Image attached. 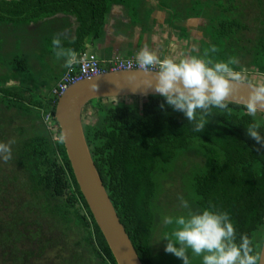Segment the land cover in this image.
Returning <instances> with one entry per match:
<instances>
[{
  "label": "trees",
  "instance_id": "16d2710c",
  "mask_svg": "<svg viewBox=\"0 0 264 264\" xmlns=\"http://www.w3.org/2000/svg\"><path fill=\"white\" fill-rule=\"evenodd\" d=\"M116 1L0 0V22L12 24V35L20 47L24 40L19 41V28L23 35L26 25L41 22L39 26L46 31L39 44L46 53L54 54L50 27L54 22L47 17L56 11L54 5L74 8L71 12L79 22L76 35L61 41L79 56L84 51L82 37L101 36L105 14ZM171 2L165 7L169 11L173 6L175 16L184 21L192 16L207 20L197 56L235 60V72L255 67L264 76V0H248L253 10L249 20L243 14V0ZM178 5L184 9L177 10ZM62 22L68 24L66 19ZM18 52L8 58L0 51V68H6L0 74V144L10 150L7 160L0 153V264H116L75 181L58 126V138L53 139L43 122L49 113L57 125L56 100L51 92L33 99L34 95L22 90L26 81L20 74L27 72V61L22 50ZM9 80H17L18 85L7 86ZM102 101H90L98 117L94 124L83 125L84 136L96 171L141 263L157 264L151 244L159 216L168 211L159 196L172 180L167 175L173 163L178 161L183 168L182 158L187 153L198 158L192 161L198 169L189 176L191 165L184 172L176 171V177L180 179L181 173L189 179L186 196L192 200H186L190 210L211 205L226 211L237 240L241 233L247 235L258 259L264 236V144L248 136L246 127L256 123L264 129L263 115L250 117L243 105L227 101L224 109H211L207 117L198 116L206 122L201 132L194 133L182 112L164 104L159 95L145 96L140 104ZM5 112L6 124L2 120ZM19 120L25 126L14 125ZM9 128L27 135L17 138L9 134ZM181 190L179 199L185 197Z\"/></svg>",
  "mask_w": 264,
  "mask_h": 264
},
{
  "label": "clouds",
  "instance_id": "9594fccd",
  "mask_svg": "<svg viewBox=\"0 0 264 264\" xmlns=\"http://www.w3.org/2000/svg\"><path fill=\"white\" fill-rule=\"evenodd\" d=\"M51 45L55 55L63 58L65 68L71 69L80 63L77 53L65 48L58 36L51 39ZM234 64L235 60L213 61L197 55L179 60L161 58L147 46L135 55L136 69L154 73L155 83H148L163 98L164 104L182 112L186 120L192 123L194 133L201 132L206 122V119H198V116L207 117L211 109H224L227 106L230 82L242 79L234 71ZM90 87L95 89L96 84L93 82ZM164 104L160 105L162 109ZM243 107L250 117L264 108V84L252 87L243 101ZM246 134L264 144V129L256 123L246 127ZM60 138L63 139L62 134ZM0 153H3V159H9L8 145L0 144ZM181 205L188 208L187 201L183 199ZM163 224L173 226L169 233L161 237L165 241L164 251L179 258L181 264H189V252L201 257V264H257L250 238L241 233L237 240L236 230L226 211L209 205L200 211L189 210L175 217L165 216Z\"/></svg>",
  "mask_w": 264,
  "mask_h": 264
},
{
  "label": "water",
  "instance_id": "95a60500",
  "mask_svg": "<svg viewBox=\"0 0 264 264\" xmlns=\"http://www.w3.org/2000/svg\"><path fill=\"white\" fill-rule=\"evenodd\" d=\"M196 19L199 18L187 20ZM111 58L123 57L116 55ZM149 81L155 83L153 72L145 73L137 69L104 72L71 84L57 98L54 108L57 125L54 122L52 125L58 126L60 137L63 135L61 141L75 181L116 264L142 263L92 161L84 136L82 110L93 99L159 95ZM93 82L96 84L95 89L90 87ZM256 85L248 81L230 82L231 91L226 97L227 101L243 105L244 99H247L252 87ZM257 113L264 117V108ZM257 264H264V236Z\"/></svg>",
  "mask_w": 264,
  "mask_h": 264
},
{
  "label": "crops",
  "instance_id": "0c3cea01",
  "mask_svg": "<svg viewBox=\"0 0 264 264\" xmlns=\"http://www.w3.org/2000/svg\"><path fill=\"white\" fill-rule=\"evenodd\" d=\"M127 4H129L131 8L126 9L122 5H112L110 11L108 10L109 13H106V19H104V32L102 31L100 37L93 38L90 34H86L82 37L84 51L93 53L99 62L102 63L111 60V57L116 55L123 57V59L133 57V59H135L136 53L141 48L147 46L161 58L170 57L179 60L181 56H183V52L181 54L179 53L183 51L186 46V38L189 36L188 29H190V25L186 24L184 19H182L180 24L171 21L168 8L162 7L158 0H130ZM128 15L131 17H128ZM194 17L199 18V16H192L187 17L186 20ZM199 19H196V22H198ZM76 21L79 24L77 18ZM68 24L70 25V23ZM74 25L75 23H72L71 26L74 27ZM77 29L78 28L73 30L74 32L72 31L74 34L73 37H68L63 33L59 38L61 40L66 38L73 39ZM173 31L178 32V35ZM10 34V46L17 49L14 51L21 49L28 64L30 59V63L34 67L40 68L36 59L43 60L47 57V53L42 49L43 45L39 44L42 42L41 40L45 38L42 36L37 37L36 35H29L20 47L17 43V38L12 35L13 33L11 30ZM197 37L199 38V36ZM199 46L200 42L198 47ZM88 48H90L91 51H88ZM6 56L8 58L11 57L12 52H10L9 55L6 50ZM65 69L64 60L62 58L59 68L49 77V82L46 86V94L41 93L40 89H35V92L38 94L35 93L37 97L32 98L41 99V96H49L52 89L60 81L61 74ZM7 82L13 83H8L6 84L7 86L18 85L17 80H9ZM22 90L24 92H31L29 91L30 89L27 83L23 85Z\"/></svg>",
  "mask_w": 264,
  "mask_h": 264
},
{
  "label": "rangeland",
  "instance_id": "374dc122",
  "mask_svg": "<svg viewBox=\"0 0 264 264\" xmlns=\"http://www.w3.org/2000/svg\"><path fill=\"white\" fill-rule=\"evenodd\" d=\"M189 1V0H186ZM244 2L246 1L245 5L243 4L242 8H243V14L244 17L246 19H250V16H253V10L250 7L248 0H243ZM250 1V0H249ZM159 2L163 5V7L172 5L171 0H159ZM163 2V3H162ZM203 6V3L199 5ZM256 7V5L254 6ZM177 10H183L184 6L182 5H178L177 6ZM205 11L207 10L206 8V4L204 6ZM207 12V11H206ZM206 12H203V15L206 14ZM169 16H170V20L173 21L174 23L180 24L182 19L181 17H177L175 16L177 14V12H175V9L173 8V6H170L169 8ZM107 14H105L106 17ZM200 18V17H199ZM186 24L190 25V29H188V38H186L187 43L186 46L184 47L183 51H181L179 54H181L183 52V56H181V58L185 57V56H189V55H198L196 53L198 50V44L200 42L201 39V35L202 33L206 32V29H204V27H199L201 25H204L207 23V20L202 21V18H200L198 20V22H196V20H187L185 21ZM184 24V22H183ZM2 26L3 24H0V29L2 30ZM203 28V29H202ZM175 32V31H173ZM20 34V33H19ZM176 35H178V32H175ZM199 36V38L197 36ZM205 43V42H204ZM204 43H202V47L204 48ZM7 45H5L2 49H0L4 56H6V49H7ZM48 47V46H47ZM46 47V48H47ZM17 50L16 48H10L8 49V54L10 55V52H12V55L17 54L18 51H14ZM88 51H91L90 48L87 49ZM96 54V53H95ZM62 58L61 57H57L54 54L51 53H47V57L44 58L43 60L41 59H36L38 65L40 68L34 67L31 63H30V59H29V64L27 61V72H23L22 74H20V77L22 79H26V83L28 84L29 87V91L31 92H26L29 94L34 95V97H37L35 93V89H40L41 93H45L46 94V86L49 82V77L50 75H52L53 73H55V71L59 68L60 63H61ZM2 66L0 68V74H2L6 69ZM240 69V68H238ZM242 71H238V73L241 75L242 79L241 81H248L257 85L260 84H264V76L261 75V73L258 72V69L253 67V68H247L244 67L242 68ZM11 84L12 82H7V84ZM13 84V83H12ZM38 94V93H37ZM145 96H128V97H119V98H105L103 99V103H117V102H124L126 104H133V103H138L140 104V102L142 100H144ZM93 103L91 102L90 104L88 103L87 106L84 107V109L82 110V123L84 125L87 124H94L96 121V118L98 117L97 111H96V107L92 106ZM13 111H10V114H12ZM3 121H5L4 124H6L7 122V114L8 112L3 113ZM44 119V118H43ZM44 122V120H43ZM22 125L25 126L24 121L22 122L21 120L16 121L14 125ZM46 124V123H45ZM46 126V125H45ZM57 127L56 126H52L51 129H49V131L52 133V131H56ZM57 133V131L55 132ZM9 134H13L15 135L17 138H22L24 136H26L27 134H17L16 131H14L13 128H9ZM53 137L55 139L56 136ZM58 138V137H57ZM182 157V156H181ZM180 157V158H181ZM198 158L192 154V153H187L184 155V157L182 158L184 166L183 168L180 167V162L175 161L173 164V168L171 170H169L170 174L167 175L168 178L172 177V180L170 181V183H172L173 186H171V184L169 182V184H167L164 188L163 193H161L160 197V204L165 205V207H167L168 211H166L164 213V217L165 216H171V217H175L177 215H182V214H186L190 208L188 207L187 209H185L184 207H182L181 205V199H179L178 196H180V190L182 191V195H184L185 197L183 198V200L187 201L186 198L188 200H192L191 197H187L186 195L189 193L188 189L190 188L188 186L189 183V179H187V177H184L183 175H181L180 173V179H177V173L176 171L180 172H184L185 170H187L191 165H192V161H196ZM196 169H198V167H196L195 165H192L189 169H188V175L190 176ZM164 176V175H163ZM168 180V179H167ZM181 184V185H179ZM178 197V198H177ZM162 216H159L160 221H158L156 230H155V235L153 238V245L151 244V248L153 251V255H154V260L157 264H181V261L179 260V258L175 257L174 255L170 254V253H165L164 251V239L161 238L165 233H169L172 229L173 226L170 225H164L163 224V218ZM157 223V220H156ZM161 238V239H160ZM155 248V249H154ZM260 250V248H259ZM189 264H201V257L196 256L194 254H191L189 252Z\"/></svg>",
  "mask_w": 264,
  "mask_h": 264
},
{
  "label": "built area",
  "instance_id": "2783aa9c",
  "mask_svg": "<svg viewBox=\"0 0 264 264\" xmlns=\"http://www.w3.org/2000/svg\"><path fill=\"white\" fill-rule=\"evenodd\" d=\"M79 57L80 63L74 65L71 69H66L60 81L52 89L51 93L55 100H57L71 84L79 80L108 71L136 69L135 59L133 58H111V60L101 63L93 53L86 51L81 52ZM44 122L46 123L47 129H51L53 121L49 113L44 115ZM55 132L56 131H52V133Z\"/></svg>",
  "mask_w": 264,
  "mask_h": 264
},
{
  "label": "flooded vegetation",
  "instance_id": "af4514ba",
  "mask_svg": "<svg viewBox=\"0 0 264 264\" xmlns=\"http://www.w3.org/2000/svg\"><path fill=\"white\" fill-rule=\"evenodd\" d=\"M3 1H10V0H3ZM124 1H130V0H119V1H116V2H112L110 5H109V11L112 7V5H122L124 6L126 9L127 8H131L129 6V4H127V2H124ZM87 3L89 4L90 3V0H87ZM56 9V11L54 12L53 16L52 17H47L49 19H51L52 22H54L53 24H51V34L54 35V36H60L61 34H65L66 36L68 37H73V30H76V28L79 27V24L77 23L76 21V13H72L71 11L74 9V8H70V7H62L63 4H57V5H54ZM10 8V6H8ZM62 8H64L66 11H62ZM78 10L80 9V6L77 8ZM109 11H107V14L109 13ZM11 12V11H10ZM10 12L7 14L10 15ZM128 17H131L130 15H128ZM63 19H66L67 20V23H70L67 24V25H63ZM106 19V17H105ZM205 19L202 18V21H204ZM186 21V20H185ZM41 22L39 23H36V24H33L32 22L29 23L28 25H26L24 27V34L22 35L21 34V31H20V28H19V32H20V36H19V41H21L22 39L23 40H26L29 35H36L37 37H41L42 34H43V31H46L45 28H42L40 25ZM72 23H75L74 27H72ZM0 24H3L2 26V30L0 29V48L2 49L5 45H7V49H10L11 46H10V39H11V34H10V30L12 28V24H10L8 21H6V23H1ZM105 24V22H104ZM56 25L59 26V28H56ZM205 25V24H204ZM204 25H201L200 27H203ZM11 27V28H10ZM73 31V32H72ZM20 45V44H19ZM1 51V50H0ZM253 68V67H251ZM4 69V68H3ZM6 69V68H5ZM50 120V119H49ZM52 134V138L54 139L53 137V134L55 137V139H57V135L56 133H51Z\"/></svg>",
  "mask_w": 264,
  "mask_h": 264
}]
</instances>
